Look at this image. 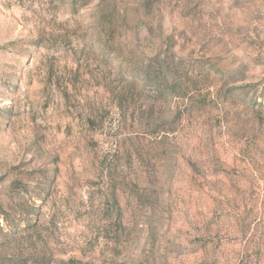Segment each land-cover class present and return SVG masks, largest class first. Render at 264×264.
<instances>
[{
  "label": "rangeland",
  "instance_id": "374dc122",
  "mask_svg": "<svg viewBox=\"0 0 264 264\" xmlns=\"http://www.w3.org/2000/svg\"><path fill=\"white\" fill-rule=\"evenodd\" d=\"M0 264H264V0H0Z\"/></svg>",
  "mask_w": 264,
  "mask_h": 264
}]
</instances>
